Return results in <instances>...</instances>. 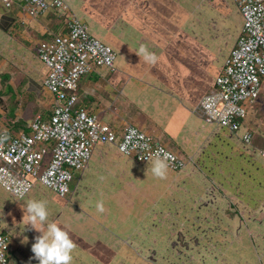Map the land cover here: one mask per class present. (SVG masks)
<instances>
[{"label":"crops","instance_id":"obj_1","mask_svg":"<svg viewBox=\"0 0 264 264\" xmlns=\"http://www.w3.org/2000/svg\"><path fill=\"white\" fill-rule=\"evenodd\" d=\"M24 1L11 0L10 6L0 2V126L10 131L27 128L36 114L49 117L54 97L43 85L49 69L38 57L37 47L40 41L66 31L65 21L56 9L49 7L31 15L22 9ZM66 1L91 33L112 45L116 52L115 68L94 64L77 79L76 106L96 114L118 134L126 124L139 127L176 153L185 165L180 170L169 168L167 177L159 179L152 175L150 161L140 163L120 153L114 144L97 143L63 202L40 184L34 185L20 200L6 191V195L0 196V230L8 235L9 264H38L31 249L35 237L28 234L32 228L29 226L20 233L25 201L45 200L49 212L53 210L58 215L65 207L74 211L78 189L82 196L120 195L125 186L123 171L133 167L135 187L185 194L196 203L207 187L222 189L229 202L237 200L246 208L249 216L244 223L251 226L257 216L262 219L264 159L258 149L264 146V78L258 97L247 105L235 132L206 122L196 109L199 98L212 90L214 76L241 28V16L234 1L231 0L230 13L224 15L232 20V25L234 22V39L217 62L209 55L213 44L207 42L204 34L207 30L211 38L216 34L220 37L219 30L197 27L204 26L205 0ZM192 18L199 20L193 22ZM141 47L157 56L155 64L139 56ZM246 131L251 133L249 142L241 139ZM49 157L50 149L44 161ZM234 170L238 172L232 175ZM83 210L91 216V210ZM107 210L109 213L111 208ZM57 221L66 230L76 227L67 224V220ZM23 236L28 237L27 243L21 242ZM254 241L259 243L257 250ZM234 242L238 243V249L232 250L234 258L241 260V264H264L261 237L254 240L249 234Z\"/></svg>","mask_w":264,"mask_h":264},{"label":"built area","instance_id":"obj_2","mask_svg":"<svg viewBox=\"0 0 264 264\" xmlns=\"http://www.w3.org/2000/svg\"><path fill=\"white\" fill-rule=\"evenodd\" d=\"M241 16V28L230 48L211 92L199 101L197 110L209 123L238 130L247 105L259 95L264 78V0H233ZM6 6L11 0H0ZM52 7L63 17L66 31L40 41L37 54L48 67L43 85L54 102L48 118L36 114L28 131H10L0 126V186L14 198L26 197L39 182L59 196L70 192L73 170H81L97 143H111L125 156L140 163L160 152L169 168L180 170L185 162L162 143L133 124L118 134L96 114L77 107V79L94 64L115 68L112 45L91 33L66 0H25L22 9L31 15ZM251 134L242 135L249 142ZM50 157L44 161L46 151ZM258 153L264 159V147ZM31 175L35 181L28 179ZM7 237L0 233V264H7Z\"/></svg>","mask_w":264,"mask_h":264},{"label":"rangeland","instance_id":"obj_3","mask_svg":"<svg viewBox=\"0 0 264 264\" xmlns=\"http://www.w3.org/2000/svg\"><path fill=\"white\" fill-rule=\"evenodd\" d=\"M231 6V0H205L204 16L202 15L204 26L197 25L213 27L220 32V37L216 34L214 38L207 34V30L204 34L207 42L213 44L209 55H212L215 62L223 58L229 47L228 43L234 39V22L232 25V20L224 16L230 13ZM192 20L197 22L199 19ZM262 97L264 100V92ZM235 172L238 171H232V175ZM122 176L125 186L120 190V195L82 196L78 189L76 195H79V200H73L74 211H69L71 207H65V211L58 215L52 210L48 220L54 221V217L60 221L67 220V224L76 226L73 231L84 239L92 242L96 239L105 241L116 250L119 243L122 245L128 240L134 241L136 248H144V255L159 264L162 253L171 262L181 256V264H241L243 262L234 258L232 251L233 247L238 249L235 239L244 240L250 234L254 240L256 236L261 237V241L264 240V217L254 218L251 226L249 222L244 223L243 220L249 216L246 208L237 200L236 203L229 202L222 189L207 187L196 203L185 194L181 196L179 193L164 192L163 189L153 191L145 186L135 187V167L123 171ZM28 179L35 181L31 175H28ZM5 192L0 186V196L6 195ZM68 196L69 194L66 197ZM90 197L92 201L89 200ZM98 202L103 203V212L97 210ZM191 202L195 203L190 204ZM111 207L108 213L107 209ZM84 208L91 210V216L84 212ZM110 214L113 215V220L110 219ZM131 226H134L133 231L129 229ZM258 245L254 241L256 250Z\"/></svg>","mask_w":264,"mask_h":264},{"label":"clouds","instance_id":"obj_4","mask_svg":"<svg viewBox=\"0 0 264 264\" xmlns=\"http://www.w3.org/2000/svg\"><path fill=\"white\" fill-rule=\"evenodd\" d=\"M137 53L139 56L143 55L144 60L150 64L157 62V56L146 47H141ZM148 167L151 168L154 177L166 178L169 170L167 156L160 152L154 153ZM18 196L22 198V194L18 193ZM96 207L99 212L104 211L102 202H98ZM22 208L24 212L21 221L23 230L21 231L19 223L20 233H23L29 226L40 233L35 236V242L31 245L38 264H71L75 243L64 227L56 222H48L47 202L42 199L30 198L25 201V207ZM27 241L28 237L23 236L21 242L27 243Z\"/></svg>","mask_w":264,"mask_h":264},{"label":"trees","instance_id":"obj_5","mask_svg":"<svg viewBox=\"0 0 264 264\" xmlns=\"http://www.w3.org/2000/svg\"><path fill=\"white\" fill-rule=\"evenodd\" d=\"M229 52H230V50L228 51L226 56L229 54ZM226 56H225V58H226ZM225 58H224V61H225ZM224 61L222 62L221 66L223 65ZM221 66L219 67V69L217 70V72L214 76L213 88H214L215 78H216ZM213 88H212V90H213ZM212 90H210L209 92H211ZM209 92H207V93H209ZM207 93H204L199 98V100L197 101V104H196L197 106H198L200 99ZM197 106H196V109H197ZM243 117L237 118L239 120V122H241ZM217 126H220V125H217ZM220 127L226 128L229 130V128H227L226 126H220ZM22 130L28 131V127L24 128ZM229 131L235 132L237 130H229ZM246 132H249V131H246ZM242 135H241V139H242ZM79 171L80 170H73V172H72V178L69 182L70 191H71V188H73L74 185L76 184L77 179H76V181H74L73 179L75 176H77L76 178H78ZM39 184H40L39 182H35V186H38ZM40 186L43 187L44 185L40 184ZM53 193L55 195H58L55 192H53ZM65 197L66 196H64V197L59 196L58 201L63 202L64 201L63 199H65ZM21 199H23V198H21ZM17 200H20V199H17ZM111 209H112V207H111ZM111 217H113L112 214H110V219H112ZM54 222H56L60 225V222H58L57 219H55ZM129 229H130V231H133L134 226H131V228H129ZM32 231H34V232H32ZM67 231L75 243V248L73 249V252H72L73 259H72L71 264H159V262L156 263L155 261L147 258L144 255V253H143L144 248H142L141 246H138L136 248L134 241L128 240L127 242L123 243L122 245L119 243V245L116 246L118 248L116 250L115 247L105 243L102 240H95V241L90 243L87 240H85L82 236L75 233L72 229L67 228ZM0 233L3 234L4 236L8 237V235L5 231L0 230ZM28 234L35 237L36 235H39L40 233L38 231L32 229V230H30V232H28ZM117 235L119 236V234H117ZM132 240H133V237H132ZM5 251H6V255H7V264H9L11 253L9 252L8 247L5 248ZM161 255H162V257L160 256L161 257L160 264H162V262H163V264H170V263L181 264V262H182L181 259H183L180 256L176 259V260L180 259L179 262L175 260V261H173L174 262L173 263V262L169 261L170 258H168L165 254L162 253Z\"/></svg>","mask_w":264,"mask_h":264}]
</instances>
